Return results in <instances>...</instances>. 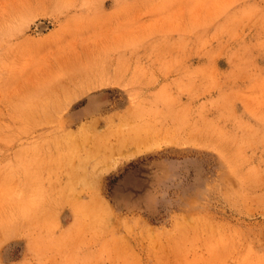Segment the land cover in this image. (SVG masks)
<instances>
[{
	"label": "rangeland",
	"instance_id": "374dc122",
	"mask_svg": "<svg viewBox=\"0 0 264 264\" xmlns=\"http://www.w3.org/2000/svg\"><path fill=\"white\" fill-rule=\"evenodd\" d=\"M0 264H264V0H0Z\"/></svg>",
	"mask_w": 264,
	"mask_h": 264
}]
</instances>
